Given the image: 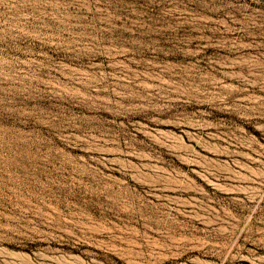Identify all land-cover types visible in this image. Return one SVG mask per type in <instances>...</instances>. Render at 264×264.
<instances>
[{"label":"rangeland","instance_id":"rangeland-1","mask_svg":"<svg viewBox=\"0 0 264 264\" xmlns=\"http://www.w3.org/2000/svg\"><path fill=\"white\" fill-rule=\"evenodd\" d=\"M0 264H264V0H0Z\"/></svg>","mask_w":264,"mask_h":264}]
</instances>
